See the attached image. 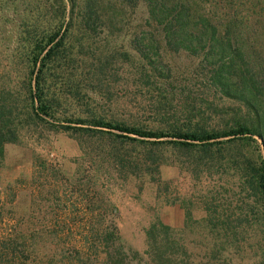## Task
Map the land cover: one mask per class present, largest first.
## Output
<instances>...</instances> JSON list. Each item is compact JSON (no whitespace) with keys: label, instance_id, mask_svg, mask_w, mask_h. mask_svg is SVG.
I'll return each mask as SVG.
<instances>
[{"label":"trees","instance_id":"obj_1","mask_svg":"<svg viewBox=\"0 0 264 264\" xmlns=\"http://www.w3.org/2000/svg\"><path fill=\"white\" fill-rule=\"evenodd\" d=\"M7 1L17 14V5L29 7L19 17L21 31L0 43V159L23 129L45 122L62 131L105 132L120 138V144L124 139L135 147L147 143L133 158L116 149L121 172L126 166H147L143 173L155 178L163 164L158 150L168 147L187 153L206 170L226 156L214 172L231 169L238 181L239 193L201 195L198 217L193 205L183 204L179 228L160 218L151 222L142 252L128 245L115 225L103 226V216L95 214L100 204L95 201L94 207L87 197L83 248L70 247L63 264H244L249 258L250 264H264V154L258 145L246 152L226 151L234 141L255 142L253 135L264 144V0ZM127 34L136 56L106 42L92 45L94 38ZM160 49L200 57L207 68L202 84L214 100L224 102L207 101L193 90L196 82H188L193 88L176 89L155 58ZM115 59L132 60L133 85L147 94L156 129L139 123L132 112L124 118L100 113L88 99L77 106L82 115H67L62 96L81 98ZM61 86L66 93L57 91ZM213 122L223 127L216 130ZM48 246L52 250L41 243L1 241L0 264H56L54 254L60 250Z\"/></svg>","mask_w":264,"mask_h":264},{"label":"rangeland","instance_id":"obj_2","mask_svg":"<svg viewBox=\"0 0 264 264\" xmlns=\"http://www.w3.org/2000/svg\"><path fill=\"white\" fill-rule=\"evenodd\" d=\"M27 7L26 4L17 5V14L9 1H0V43H3L2 37L21 31L19 17L27 13ZM138 15H141L140 11L137 18ZM102 39V36L94 38L96 43L92 45L102 46L106 42L113 50L127 49L137 55L131 46V35ZM160 50L155 58L170 75L176 89L193 88L187 84L196 82L193 90L198 89L207 101L224 102L218 97L214 100L212 92L202 84L207 68L200 57ZM91 62L87 59V63ZM131 63L132 60L115 59L105 76L101 74L92 84L88 83L81 98L62 96L67 98L65 104L68 105H64L67 115H82L78 107L88 99L99 107L100 113L124 118L132 112L138 115L139 123L156 129L157 119L147 106V94L133 85ZM17 67L19 73L24 72L22 64ZM8 77L11 82L17 80L11 74ZM196 77L199 80H195ZM58 90L67 92L63 86L57 87ZM54 123L58 125V121ZM61 123L67 124L65 121ZM213 123L217 125V122ZM222 127L217 125L214 128L220 130ZM115 138L105 132L92 135L62 131L45 122L23 129L19 141L7 144L0 159V242L16 239L41 243L46 245V251L52 250L49 244L57 246L60 251L54 254V259L56 264H63L61 258H67L70 247L83 248L82 241L87 236L88 197L94 207L95 201L100 204L95 214L103 216V226L115 225L123 240L142 252L145 248L144 230L157 218L179 228L183 223V204L193 205L192 213L198 217L201 214L199 197L204 193H239L233 170L214 172L218 163H226V156L220 162L215 161L211 170H206L204 166H197L187 153L165 147L158 150L163 164L155 178L143 173L147 168L143 165V170L140 166H126L121 172L116 165V149L133 158L148 144L135 147L127 139L120 144V138ZM253 138L255 142L248 140L243 145L237 141L229 146L225 144L226 151L234 154L246 152L258 145L264 154L263 140L255 135ZM249 259L244 264L253 263Z\"/></svg>","mask_w":264,"mask_h":264}]
</instances>
